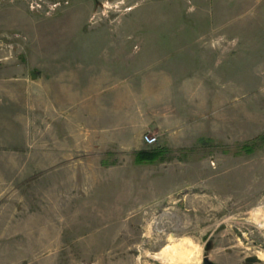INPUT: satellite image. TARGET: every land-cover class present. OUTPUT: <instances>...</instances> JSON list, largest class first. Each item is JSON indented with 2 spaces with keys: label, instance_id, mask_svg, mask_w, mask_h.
Segmentation results:
<instances>
[{
  "label": "rangeland",
  "instance_id": "374dc122",
  "mask_svg": "<svg viewBox=\"0 0 264 264\" xmlns=\"http://www.w3.org/2000/svg\"><path fill=\"white\" fill-rule=\"evenodd\" d=\"M205 255L264 264V0H0V264Z\"/></svg>",
  "mask_w": 264,
  "mask_h": 264
},
{
  "label": "water",
  "instance_id": "95a60500",
  "mask_svg": "<svg viewBox=\"0 0 264 264\" xmlns=\"http://www.w3.org/2000/svg\"><path fill=\"white\" fill-rule=\"evenodd\" d=\"M31 77H35V73L33 71L30 72ZM260 258L256 255L247 256L245 258L246 261H258ZM202 264H216L214 261H212L207 255L203 256L202 258Z\"/></svg>",
  "mask_w": 264,
  "mask_h": 264
},
{
  "label": "trees",
  "instance_id": "16d2710c",
  "mask_svg": "<svg viewBox=\"0 0 264 264\" xmlns=\"http://www.w3.org/2000/svg\"><path fill=\"white\" fill-rule=\"evenodd\" d=\"M158 151H152V152H147V151H142L141 152V156L143 157V159L145 160H151V159H154V158H159V156H157Z\"/></svg>",
  "mask_w": 264,
  "mask_h": 264
},
{
  "label": "built area",
  "instance_id": "2783aa9c",
  "mask_svg": "<svg viewBox=\"0 0 264 264\" xmlns=\"http://www.w3.org/2000/svg\"><path fill=\"white\" fill-rule=\"evenodd\" d=\"M144 140L146 143L152 144L155 142L156 136L146 133V134H144Z\"/></svg>",
  "mask_w": 264,
  "mask_h": 264
}]
</instances>
